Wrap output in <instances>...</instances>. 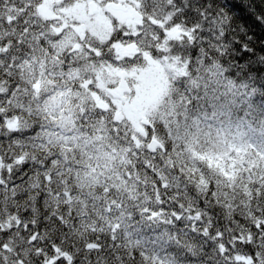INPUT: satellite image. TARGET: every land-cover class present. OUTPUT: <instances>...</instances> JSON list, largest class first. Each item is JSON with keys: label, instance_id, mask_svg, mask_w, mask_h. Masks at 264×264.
<instances>
[{"label": "snow or ice", "instance_id": "snow-or-ice-1", "mask_svg": "<svg viewBox=\"0 0 264 264\" xmlns=\"http://www.w3.org/2000/svg\"><path fill=\"white\" fill-rule=\"evenodd\" d=\"M0 264H264V0H0Z\"/></svg>", "mask_w": 264, "mask_h": 264}, {"label": "trees", "instance_id": "trees-1", "mask_svg": "<svg viewBox=\"0 0 264 264\" xmlns=\"http://www.w3.org/2000/svg\"><path fill=\"white\" fill-rule=\"evenodd\" d=\"M257 31H260L259 29H257Z\"/></svg>", "mask_w": 264, "mask_h": 264}]
</instances>
